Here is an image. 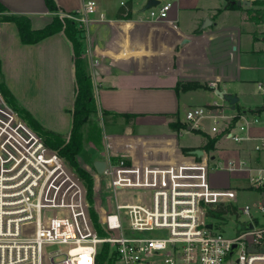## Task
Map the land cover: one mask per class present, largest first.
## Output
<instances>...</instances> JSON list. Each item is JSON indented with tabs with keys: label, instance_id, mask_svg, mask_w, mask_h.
<instances>
[{
	"label": "built area",
	"instance_id": "1",
	"mask_svg": "<svg viewBox=\"0 0 264 264\" xmlns=\"http://www.w3.org/2000/svg\"><path fill=\"white\" fill-rule=\"evenodd\" d=\"M172 2L147 9L149 18L166 21ZM97 13L96 1L87 0L61 17L84 30ZM256 90L264 102V81L256 83ZM205 121L212 123V133L235 143L253 142L254 151H264V136L249 132L264 124V109L235 111L216 101L193 106L185 111L184 129L201 130ZM105 139L104 169L98 173L94 163L86 169L95 182L104 179L109 192L106 208L97 210L86 180L0 93V264H45L43 247L48 245L66 247L54 252L48 264H95L105 244V264H264V223L249 205L226 218L207 214L219 203L237 201L235 189L209 186V169L223 168L209 152L201 149L198 157L177 146L174 135ZM226 163L224 169H243L249 187L261 190L257 209L264 215V167L244 159ZM227 222L235 226L232 235L224 229ZM246 222L252 227L244 228Z\"/></svg>",
	"mask_w": 264,
	"mask_h": 264
},
{
	"label": "crops",
	"instance_id": "2",
	"mask_svg": "<svg viewBox=\"0 0 264 264\" xmlns=\"http://www.w3.org/2000/svg\"><path fill=\"white\" fill-rule=\"evenodd\" d=\"M54 1L62 16L79 10L87 0ZM95 1L98 13L83 30L82 57L105 133L101 156L92 164L105 157V137L174 135L177 140L184 128L171 129L173 118L168 116L177 113L184 124L185 111L190 107L216 101L230 108L215 93L218 89L238 98L235 111L254 113L264 109L256 90V83L264 81V24L250 22L245 15L256 0L236 7H226L232 0H173L166 21L149 18L147 0ZM128 1L130 17L119 18L118 10ZM0 2L12 13L27 15L33 29L44 27L53 17L44 0ZM99 13H103V19H99ZM206 18L210 22L202 27ZM0 68L5 85L20 106L43 127L69 133L75 75L72 43L63 31L35 44H23L15 24L0 21ZM187 79L202 87L183 89L179 84L187 83L183 82ZM125 114L135 117L128 121ZM149 123L164 127L161 131L139 129ZM188 130L205 136L196 147H180L177 140V146L184 150L205 149L213 159L212 154L223 151L247 160L251 166L264 167V151H254L253 142L235 143L204 128ZM249 132L264 136V124L252 126ZM206 136H219L214 149H206ZM233 189L238 210L249 205L255 219L264 223V215L257 209L260 192L249 185Z\"/></svg>",
	"mask_w": 264,
	"mask_h": 264
},
{
	"label": "trees",
	"instance_id": "3",
	"mask_svg": "<svg viewBox=\"0 0 264 264\" xmlns=\"http://www.w3.org/2000/svg\"><path fill=\"white\" fill-rule=\"evenodd\" d=\"M47 9L53 13L52 20L49 24L39 29H33L30 18L25 14H16L10 12L6 6L0 2V21L12 22L15 24L20 41L23 44H35L42 39L51 36L57 32L63 31L73 47V63L75 75V97L73 108L70 110L72 115L71 128L68 134H60L43 127L29 111L19 105L14 95L7 88L4 77L0 68V93L4 97L8 106H10L19 116L44 140L46 145L55 149L61 156L65 157L76 171L88 182L89 193H91L92 178L89 173L81 168L77 162V156L83 149V131L82 127L87 122L93 102V91L90 76L83 65L84 37L83 29L78 24L68 18L59 15V8L54 0H44ZM254 7L245 10L246 20L255 24H264V0L253 2ZM235 3L228 1L226 7H236ZM131 13V3L128 1L118 10L119 18H129ZM183 89L202 87L198 83L179 84ZM126 120L135 117L134 114H125ZM168 117L173 118L169 122L171 129L179 130L185 125L181 123L178 114H170ZM202 136H205L202 134ZM207 137L206 149H214L215 142L219 136ZM260 192L258 188H252ZM91 200V194H89ZM238 208L234 203H219L215 207L208 208L207 214L212 218H226V214L237 213ZM91 217L97 225V215L93 209H90ZM107 245L105 244L96 256L95 264H105L107 258Z\"/></svg>",
	"mask_w": 264,
	"mask_h": 264
},
{
	"label": "rangeland",
	"instance_id": "4",
	"mask_svg": "<svg viewBox=\"0 0 264 264\" xmlns=\"http://www.w3.org/2000/svg\"><path fill=\"white\" fill-rule=\"evenodd\" d=\"M183 82H188L187 80H184ZM259 100H262L261 96H258ZM101 115L99 114V111L95 107V102L92 103V111L91 114L87 120V122L83 125L82 131H83V149L81 153L77 157V162L81 168L84 170L87 169V167H91L92 161L95 157L101 156L102 149L104 148V144L102 142V136L104 135L105 131L103 128V122L100 118ZM150 125H145L139 127L140 130L145 131H161L164 127V125H161V123H149ZM211 125L212 123L209 121H205L202 124V128H204L207 132L211 133ZM177 140L180 147H196L201 144L203 141L202 133L196 132V131H189L187 128H185L182 131L181 136H177ZM55 150V149H54ZM213 162H221L223 166L222 169L214 168L209 169L208 172V184L212 188L217 189H226V188H238L241 189L243 187H247L249 185L248 181V174L243 169H236L233 171H225L224 168L226 166V162L229 158H235V156L229 155L226 152L218 151L214 154ZM239 158H235L236 161H238ZM68 161V160H67ZM76 170V169H75ZM92 178V187H91V204H95L97 210L98 206L101 205L102 207L106 208L109 192L106 186V182L104 179H101L100 182H95V179ZM87 182V180H86ZM97 183L98 187L96 191L94 190L93 184ZM88 186V182H87ZM94 210V208H91ZM100 210V209H99ZM97 215V213H96ZM98 218V215H97ZM96 218V221H97ZM93 219V218H92ZM94 221V220H93ZM226 234L232 235L235 229V226L231 224V222H227V224L224 227ZM64 245H48L43 247V255H44V263L48 264L49 257L56 251L59 250H65ZM62 256H57L56 259H59Z\"/></svg>",
	"mask_w": 264,
	"mask_h": 264
},
{
	"label": "water",
	"instance_id": "5",
	"mask_svg": "<svg viewBox=\"0 0 264 264\" xmlns=\"http://www.w3.org/2000/svg\"><path fill=\"white\" fill-rule=\"evenodd\" d=\"M159 3V0H147L146 4H145V9H149L150 7H153L155 5H157ZM231 3H235L236 5L240 6L242 4H246V5H250V1L248 0H232ZM210 20L208 18H206L203 21L202 27H205L207 24H209ZM215 93L222 98L223 100H225L229 105L230 108L233 110L235 109L236 106V102L238 100V98L232 94L226 93V91L224 90H216ZM191 153L197 155L198 157H200L203 153V151L201 149H194L190 151ZM94 167L96 169V171L98 173H101L102 170L104 169L105 166V161L104 160H96L94 161ZM208 227H210V224L208 225ZM244 228H251L252 224L251 222H246L243 224ZM236 249V245H233L231 253Z\"/></svg>",
	"mask_w": 264,
	"mask_h": 264
}]
</instances>
